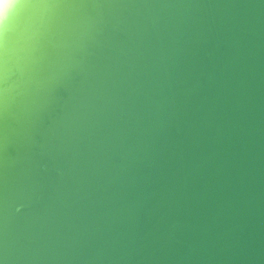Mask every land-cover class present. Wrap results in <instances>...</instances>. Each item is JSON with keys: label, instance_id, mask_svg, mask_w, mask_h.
<instances>
[{"label": "water", "instance_id": "95a60500", "mask_svg": "<svg viewBox=\"0 0 264 264\" xmlns=\"http://www.w3.org/2000/svg\"><path fill=\"white\" fill-rule=\"evenodd\" d=\"M0 264H264V0H22Z\"/></svg>", "mask_w": 264, "mask_h": 264}, {"label": "clouds", "instance_id": "9594fccd", "mask_svg": "<svg viewBox=\"0 0 264 264\" xmlns=\"http://www.w3.org/2000/svg\"><path fill=\"white\" fill-rule=\"evenodd\" d=\"M22 0H0V31L6 29L8 22L17 14Z\"/></svg>", "mask_w": 264, "mask_h": 264}]
</instances>
